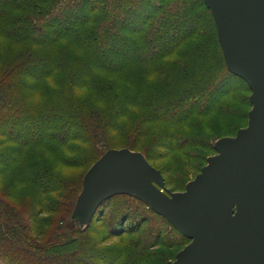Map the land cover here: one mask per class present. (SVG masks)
<instances>
[{
    "label": "trees",
    "instance_id": "obj_1",
    "mask_svg": "<svg viewBox=\"0 0 264 264\" xmlns=\"http://www.w3.org/2000/svg\"><path fill=\"white\" fill-rule=\"evenodd\" d=\"M250 93L204 0H0V264L174 259L190 239L131 195L71 219L86 170L128 148L183 189Z\"/></svg>",
    "mask_w": 264,
    "mask_h": 264
},
{
    "label": "water",
    "instance_id": "obj_2",
    "mask_svg": "<svg viewBox=\"0 0 264 264\" xmlns=\"http://www.w3.org/2000/svg\"><path fill=\"white\" fill-rule=\"evenodd\" d=\"M204 2L228 70L251 90L246 126L214 142L182 191L140 151L109 149L85 173L76 207L88 224L115 194L145 202L190 239L165 264H264V0Z\"/></svg>",
    "mask_w": 264,
    "mask_h": 264
},
{
    "label": "rangeland",
    "instance_id": "obj_3",
    "mask_svg": "<svg viewBox=\"0 0 264 264\" xmlns=\"http://www.w3.org/2000/svg\"><path fill=\"white\" fill-rule=\"evenodd\" d=\"M37 69H32V71H36ZM1 122V121H0ZM2 128V124L0 123V129ZM61 132H65V131H68V130H70L68 127H62L61 128ZM24 131H26L24 128H22V130H16V132H18L19 133V136H21V135H23L24 134ZM71 132H73L72 130H70ZM227 136H233V135H227ZM223 137V136H222ZM221 138V137H220ZM219 139V138H218ZM217 140V139H216ZM215 140V141H216ZM214 141V142H215ZM214 144V143H213ZM214 154V153H213ZM212 155V154H211ZM210 156V155H209ZM168 162H169V160H156L154 163H155V165L158 167V169L159 168H162V167H164V166H166V164H168ZM89 169V168H88ZM87 169V170H88ZM87 170H86V172H87ZM68 173H70V174H78V173H81L82 172V170L81 169H69L68 171H67ZM197 174V173H196ZM195 174V175H196ZM194 175V176H195ZM194 176L191 178V179H193L194 178ZM190 179V180H191ZM186 185V184H185ZM185 188V187H184ZM184 188L183 189H180V190H174V191H182V190H184ZM116 195V194H115ZM128 195V194H127ZM77 198H78V196H77ZM77 198H76V200H75V203H74V207H73V210H72V213H71V219L72 220H74L79 226H81V227H86L89 223H90V221L92 220H90L89 221V223L88 224H85L84 222H83V220L81 219V211L76 207V202H77ZM7 199V198H6ZM7 200H9V199H7ZM10 202H12L11 200H9ZM13 203V202H12ZM93 218V217H92ZM184 247V246H183ZM182 247V248H183ZM181 248V249H182ZM179 251V250H178ZM177 251V252H178ZM177 252H175V256H176V253ZM6 258H7V260H12L8 255L6 256ZM175 258V257H174ZM169 260H174V259H169ZM168 261V260H167ZM166 261V262H167ZM165 262V263H166ZM13 264H20V262H18V261H14V262H12ZM91 263L92 264H98V262L97 261H91Z\"/></svg>",
    "mask_w": 264,
    "mask_h": 264
}]
</instances>
